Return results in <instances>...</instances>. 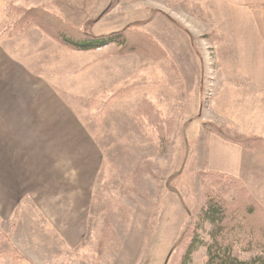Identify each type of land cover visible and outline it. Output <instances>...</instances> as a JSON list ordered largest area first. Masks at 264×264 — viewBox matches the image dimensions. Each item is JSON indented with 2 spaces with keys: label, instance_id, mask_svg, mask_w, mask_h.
<instances>
[{
  "label": "rangeland",
  "instance_id": "374dc122",
  "mask_svg": "<svg viewBox=\"0 0 264 264\" xmlns=\"http://www.w3.org/2000/svg\"><path fill=\"white\" fill-rule=\"evenodd\" d=\"M48 5L49 0H29L26 5L14 6L11 13L14 21H18L14 32L39 28L30 13L22 15L34 7L64 20ZM109 8L113 15L108 18L112 22L103 24L101 33L127 30L129 43L123 49L107 44L114 45L107 47L110 51L107 57L113 59L107 62L113 63L114 73L123 71L124 75L128 69L131 74L135 67V72H139L136 78L130 75L128 80H114L111 90L101 88L103 80H98L97 91L90 101L72 99V104L82 108L76 115L93 137L90 139L97 142L95 149L86 145L89 153L97 154V168L91 170L96 176L94 173L92 177L88 208L69 234L77 239L71 240L64 233L67 241L54 243L43 239L42 244L54 246L53 252L62 249L65 264L73 260L80 264H163L190 218L188 230L167 263L180 264L195 235L202 241L208 239L205 231L197 228V214L206 193H214L223 181L232 179L233 183H225L223 187L232 190L240 184L258 202L239 177L207 168L208 134L213 132L254 155L264 156L255 145L249 148L251 143H242L247 138L264 139V133L251 129L253 104L249 102L244 107L235 98L220 97V91L226 94L240 85L246 91L248 85L238 75L226 12L221 7L207 5L204 0H112ZM154 29L161 34L168 32L166 42L174 38L177 50L171 53L173 56L175 53L189 57L185 81L166 78L155 86L158 82L153 76L139 79L140 70L147 73L146 68L155 58L165 60L166 65L148 73L169 71L170 49L156 40ZM83 30L88 32L86 28ZM145 33L151 36L156 53L147 43L144 46L148 48L139 47L142 41L135 35L144 38ZM141 61L149 65L137 66ZM244 97L249 98L248 93ZM220 110L230 120H223ZM238 192L245 197L244 192ZM42 194L29 196L40 195L35 199L41 203L54 201L58 196L49 194L50 200L46 194L41 198ZM29 196L25 201L32 202ZM22 210V215L17 213L13 218L5 210L0 217V264H38L22 249L38 252L36 236H58L54 221L38 219L28 206ZM204 228L207 230L208 224ZM70 245L71 256L65 250ZM53 257H48L50 264H62ZM205 261V247L200 245L192 252L189 264Z\"/></svg>",
  "mask_w": 264,
  "mask_h": 264
},
{
  "label": "crops",
  "instance_id": "0c3cea01",
  "mask_svg": "<svg viewBox=\"0 0 264 264\" xmlns=\"http://www.w3.org/2000/svg\"><path fill=\"white\" fill-rule=\"evenodd\" d=\"M28 1L0 0V217L6 210L9 212L7 216L13 218L28 206L38 219L47 223L48 220L54 221L58 236H36L40 251H22L29 252L38 264H50L48 257L53 256L65 264L66 254L61 253L62 249L53 252L54 246L43 245L42 240L49 239L54 243L67 241V237L62 235L64 233L71 240L77 239V236L69 234L76 229L77 220L88 208L95 173L92 174L91 170L97 168V154L86 149V145L95 149L97 142L90 139L93 137L76 115L82 108L72 104V99L90 101L97 91L98 80H103L99 84L101 88L111 90L114 80H128L130 75L136 78L139 71L135 72V67L131 74L128 69L124 75L123 71L120 74L113 72V63L107 62L113 60L107 57L110 53L107 47H114L113 44L78 50L62 44L37 27L14 32L11 11L14 6L26 5ZM204 1L226 12L228 33L235 50L234 63L240 79L248 83L246 91L240 88L241 85L226 94L218 90L220 97L235 98L238 103L243 102L244 107L246 103L253 104L251 129L263 134L264 0ZM111 2L49 0L48 7L69 25L86 28L92 34H102L104 29L101 26L112 22L108 18L109 14L113 15L109 12ZM167 33H157L154 29L153 35L164 48L170 49V60L166 58L171 62L169 71L148 73L166 65L165 60L162 62L156 58L151 65L145 61L137 64L149 65L147 73L140 70L139 79L153 76L158 82L155 86L166 78L188 79L189 57L171 54L177 49L174 48L173 37V41H165ZM107 65H110L108 72ZM246 93L249 98L244 97ZM223 111L220 110L222 119L230 120L231 117H226ZM206 164L213 171L239 177L264 208V156L254 155L211 132L207 136ZM31 193H44L46 198L54 193L58 196L54 201L41 203L35 199L40 195L33 198L29 196ZM26 196L32 202L25 201ZM65 250L71 256L72 245ZM72 258L75 257L72 255ZM71 264L80 263L73 260Z\"/></svg>",
  "mask_w": 264,
  "mask_h": 264
},
{
  "label": "trees",
  "instance_id": "16d2710c",
  "mask_svg": "<svg viewBox=\"0 0 264 264\" xmlns=\"http://www.w3.org/2000/svg\"><path fill=\"white\" fill-rule=\"evenodd\" d=\"M28 10L22 15L30 13V18L41 30L66 46L78 50L100 48L110 43L120 49L128 46L127 30L95 35L69 25L43 8L34 7ZM17 22H13V27L17 26ZM135 37L142 41L139 43L142 45L140 48H148L144 46L145 43L153 48L149 34L145 33L144 38L138 35ZM128 38L132 39V36ZM153 51L155 52L154 48ZM242 143H251L249 148L255 145L256 150L264 153L263 138H247ZM223 182L220 189L205 194V201L197 214V228L205 231L208 239L202 241L195 235L182 255L180 264H189L192 252L200 245L206 251L204 264H264V208L242 185L238 184L232 190H227L223 185L234 181L228 179ZM239 190L245 193L244 198L239 195ZM205 223L208 224L207 230L204 228Z\"/></svg>",
  "mask_w": 264,
  "mask_h": 264
},
{
  "label": "water",
  "instance_id": "95a60500",
  "mask_svg": "<svg viewBox=\"0 0 264 264\" xmlns=\"http://www.w3.org/2000/svg\"><path fill=\"white\" fill-rule=\"evenodd\" d=\"M189 224H190V218L189 220L187 221V223L185 224L181 234L179 235L178 239L174 242L173 246L171 247V249L169 250V252L167 253L164 261H163V264H167L168 263V260L170 258V255L172 254V252L176 249V247L180 244V242L182 241L186 231L188 230V227H189Z\"/></svg>",
  "mask_w": 264,
  "mask_h": 264
}]
</instances>
